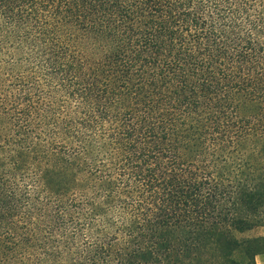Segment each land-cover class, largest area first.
<instances>
[{"label": "trees", "instance_id": "obj_1", "mask_svg": "<svg viewBox=\"0 0 264 264\" xmlns=\"http://www.w3.org/2000/svg\"><path fill=\"white\" fill-rule=\"evenodd\" d=\"M10 110L0 264H258L264 0H0Z\"/></svg>", "mask_w": 264, "mask_h": 264}, {"label": "rangeland", "instance_id": "obj_2", "mask_svg": "<svg viewBox=\"0 0 264 264\" xmlns=\"http://www.w3.org/2000/svg\"><path fill=\"white\" fill-rule=\"evenodd\" d=\"M12 114L14 115V111L10 110L9 113L7 114L6 117V123L4 125L5 129L4 131L0 130V134L4 133L6 135H9L8 138L11 139V135L15 134V130L11 121V118L13 117ZM15 140L13 139L12 143H10V145L6 144L5 142H3V140L1 141V137H0V180L2 177L3 172H5L6 170L9 171V169L12 167V162H11V158H13L14 154L13 151L15 150H22L23 149V154L22 157L20 158L22 160V170H24L25 172H31L34 169L35 166V162L33 160V158H31V154L27 153V150H24L26 148H28V146L25 147V145H27L26 143L28 142V140H24L25 143L18 145L16 143L17 140V135L14 136ZM25 152V153H24ZM15 153V152H14ZM11 170V169H10ZM5 176V175H3ZM21 178V177H20ZM25 180H28L27 178H24ZM7 226V223L2 224L1 228H4ZM236 236L240 239V240H244V239H252V238H257V237H261L264 236V226H257L254 227L250 230H246L244 232H236ZM257 263L258 264H264V253L260 254L256 257Z\"/></svg>", "mask_w": 264, "mask_h": 264}]
</instances>
